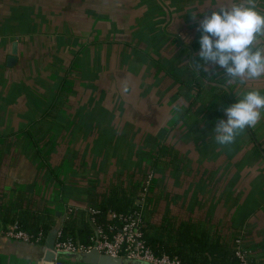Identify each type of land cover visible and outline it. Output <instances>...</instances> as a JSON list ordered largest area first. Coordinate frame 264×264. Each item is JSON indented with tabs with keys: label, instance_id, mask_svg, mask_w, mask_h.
Instances as JSON below:
<instances>
[{
	"label": "crops",
	"instance_id": "1",
	"mask_svg": "<svg viewBox=\"0 0 264 264\" xmlns=\"http://www.w3.org/2000/svg\"><path fill=\"white\" fill-rule=\"evenodd\" d=\"M231 2L0 0V209L37 200L58 224L65 205L87 207L88 191L145 172L156 220L170 212L242 232L264 264V115L230 145L213 131L264 78L192 65L200 19ZM251 2L264 13V0ZM38 258L0 238V263Z\"/></svg>",
	"mask_w": 264,
	"mask_h": 264
},
{
	"label": "trees",
	"instance_id": "2",
	"mask_svg": "<svg viewBox=\"0 0 264 264\" xmlns=\"http://www.w3.org/2000/svg\"><path fill=\"white\" fill-rule=\"evenodd\" d=\"M120 172L109 188L88 191L87 207L74 211L69 217L56 223L55 214L46 205L36 201L14 205L16 214L10 208L0 209V227L16 224L28 235H42L59 226L58 241L68 240L88 246L94 237L95 228L108 234L120 228V223L110 219V214L133 216L140 220L142 242L157 257H175L180 264H238L234 243L240 233L209 226L210 223L192 216H174L162 213L156 220L153 206V186L146 184L145 172ZM110 234V233H109ZM112 234V233H111ZM62 264L69 259L61 256ZM2 264V263H0ZM248 264H254L248 258Z\"/></svg>",
	"mask_w": 264,
	"mask_h": 264
},
{
	"label": "clouds",
	"instance_id": "3",
	"mask_svg": "<svg viewBox=\"0 0 264 264\" xmlns=\"http://www.w3.org/2000/svg\"><path fill=\"white\" fill-rule=\"evenodd\" d=\"M197 30L199 48L193 67L203 66L207 72L222 70L229 81L264 78V47L256 46L257 37L264 34V13L251 0H232L228 6L210 10ZM223 112L225 118L213 131L216 143L226 146L264 115V92L246 90Z\"/></svg>",
	"mask_w": 264,
	"mask_h": 264
},
{
	"label": "built area",
	"instance_id": "4",
	"mask_svg": "<svg viewBox=\"0 0 264 264\" xmlns=\"http://www.w3.org/2000/svg\"><path fill=\"white\" fill-rule=\"evenodd\" d=\"M151 176H148L146 184H149ZM65 216L69 217L77 208L64 206ZM110 219H115L120 223V228L113 233L112 228L108 234L101 229L95 228L94 237L91 239V244L84 246L75 244L71 241L64 240L58 241L59 234L54 246L55 260L53 264H62L61 256L64 254H85L91 251H97L99 254L113 257V258H126L134 261L145 262L148 264H180L179 260L175 257L168 256H155L142 242V234L140 231V220L138 217L133 216H118L110 214ZM110 233V234H109ZM112 233V234H111ZM0 238L7 239L12 242L42 246L45 238L40 234L35 236L28 235L20 230L16 224L6 225L0 227ZM243 235L236 237L234 252L238 259V264H248V251L243 245ZM38 264H46L38 262Z\"/></svg>",
	"mask_w": 264,
	"mask_h": 264
},
{
	"label": "water",
	"instance_id": "5",
	"mask_svg": "<svg viewBox=\"0 0 264 264\" xmlns=\"http://www.w3.org/2000/svg\"><path fill=\"white\" fill-rule=\"evenodd\" d=\"M13 62L12 58L8 59V65ZM59 232V226L52 229L45 238L44 244L42 246H32L25 245L26 248H30L31 251L37 252L39 255L38 262H43L46 264H53L55 260L54 246L57 240V235ZM21 244V243H19ZM63 257L68 258L77 264H148L145 262L134 261L126 258H113L99 254L97 251H91L85 254H64Z\"/></svg>",
	"mask_w": 264,
	"mask_h": 264
},
{
	"label": "rangeland",
	"instance_id": "6",
	"mask_svg": "<svg viewBox=\"0 0 264 264\" xmlns=\"http://www.w3.org/2000/svg\"><path fill=\"white\" fill-rule=\"evenodd\" d=\"M62 260V259H61ZM63 261V260H62ZM64 264H70V263H68V261H65V263Z\"/></svg>",
	"mask_w": 264,
	"mask_h": 264
}]
</instances>
